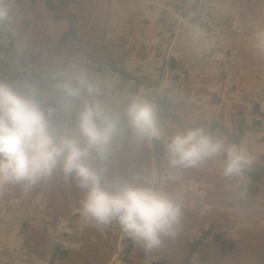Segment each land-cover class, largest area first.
Wrapping results in <instances>:
<instances>
[{
  "label": "crops",
  "instance_id": "0c3cea01",
  "mask_svg": "<svg viewBox=\"0 0 264 264\" xmlns=\"http://www.w3.org/2000/svg\"><path fill=\"white\" fill-rule=\"evenodd\" d=\"M193 1L6 0L13 21L0 24L1 42L34 63L27 80L7 83L54 102L66 96L61 84L86 71L95 91L80 96L121 117L107 159L92 153L88 163L108 181L176 195L182 214L174 237L152 250L132 241L119 258V223L86 218L84 190L57 169L32 186H0V264H51L56 256L59 264H186L203 241L202 264H264V55L254 40L264 30V0H215L216 36L185 19L173 36L163 8L183 15ZM134 97L156 104L159 139H140L128 127L124 110ZM193 127L253 157L249 167L260 173L246 214L234 205L237 176H223V157L198 167L170 164L169 138ZM76 133L77 123L69 134Z\"/></svg>",
  "mask_w": 264,
  "mask_h": 264
},
{
  "label": "clouds",
  "instance_id": "9594fccd",
  "mask_svg": "<svg viewBox=\"0 0 264 264\" xmlns=\"http://www.w3.org/2000/svg\"><path fill=\"white\" fill-rule=\"evenodd\" d=\"M12 21L9 5L0 0V24L11 27ZM254 40L258 54L264 55V30L254 33ZM60 87L69 98L95 91L86 71L70 76ZM124 118L140 139L162 136L157 106L148 98H132ZM120 124V116L86 102L78 113L77 133H61L31 95L0 82V186H32L60 169L66 177L74 175L84 190L81 211L86 218L104 225L115 220L145 250L158 248L165 237L176 234L182 214L179 198L147 183L108 181L103 170L88 163L92 153L107 159ZM166 150L173 167H198L223 157L226 178L239 176L253 161L245 147L227 144L205 127L173 134Z\"/></svg>",
  "mask_w": 264,
  "mask_h": 264
},
{
  "label": "built area",
  "instance_id": "2783aa9c",
  "mask_svg": "<svg viewBox=\"0 0 264 264\" xmlns=\"http://www.w3.org/2000/svg\"><path fill=\"white\" fill-rule=\"evenodd\" d=\"M215 0H194L192 7L183 15L176 12L172 7L167 6L163 8L164 16L168 27L175 36L178 29V22L185 19L198 28L217 35L218 28L212 18V8ZM0 37V78L4 82L12 80H27L34 71V63L21 56L20 53L8 50L1 42ZM31 95V94H27ZM33 97V95H31ZM238 94L232 92L230 98H236ZM34 98V97H33ZM35 99V98H34ZM36 100V99H35ZM46 114H49L50 122L54 130L61 133H71L76 128L78 121V113L84 104H93L89 99L78 96L76 98H69L67 96L61 97L54 102H46L43 100H36ZM264 102V101H263ZM251 168L247 167L243 172L237 176V192L235 207L239 210L241 215L246 214L249 205L250 190L254 185V179L251 176ZM131 239L124 231L121 232L120 248L117 251L119 258H124L131 245ZM202 244L197 245L190 251L186 264H202L203 256L201 253ZM2 250V247H0ZM59 257L56 256L51 264H59Z\"/></svg>",
  "mask_w": 264,
  "mask_h": 264
},
{
  "label": "trees",
  "instance_id": "16d2710c",
  "mask_svg": "<svg viewBox=\"0 0 264 264\" xmlns=\"http://www.w3.org/2000/svg\"><path fill=\"white\" fill-rule=\"evenodd\" d=\"M155 149L157 150V152H159L160 150V152H159V154L157 155V160H159L160 159V156H161V153L163 152V149H162V147L161 148H159V145H158V142L156 141L155 142ZM250 173H251V176H252V178L254 179V180H256L257 178H258V175H259V173H260V171L258 172H256V171H254V170H251L250 171ZM61 254V253H60Z\"/></svg>",
  "mask_w": 264,
  "mask_h": 264
}]
</instances>
